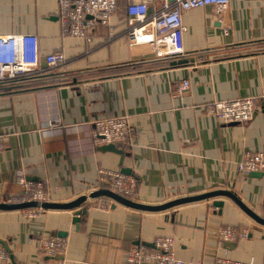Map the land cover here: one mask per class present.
<instances>
[{"label": "crops", "instance_id": "crops-1", "mask_svg": "<svg viewBox=\"0 0 264 264\" xmlns=\"http://www.w3.org/2000/svg\"><path fill=\"white\" fill-rule=\"evenodd\" d=\"M141 1L151 13L163 5V0ZM58 15L59 0H0V35L34 34L40 51L32 78L3 83L0 90V133L6 137L0 203L20 194L19 172L30 181L47 180L51 203L104 189L98 171L120 172V157L102 150L109 145L93 144L92 123L124 116L133 129L124 167L137 182L134 202L160 206L225 189L264 219V174L255 178L238 169L245 153H264V0H231L220 14L213 7L191 10L183 16L185 51L207 57L138 69L94 67L87 59L126 34L124 13L111 19V34L98 26L92 41L63 39ZM56 51L66 62L48 69L46 56ZM184 79L190 89L176 98L172 88ZM244 97L260 100L246 123L224 124L207 109L215 101ZM220 199L221 209L203 200L157 212L116 203L108 212L87 209L76 225L71 211L43 210L36 218L22 210L0 211V244L9 253V261L0 264H130L132 247L152 246L164 237L174 239L175 254L185 262L227 258L264 264V226L231 200ZM227 227L248 236L226 249L218 233ZM63 233L69 248L61 260L39 253L44 240Z\"/></svg>", "mask_w": 264, "mask_h": 264}, {"label": "built area", "instance_id": "built-area-1", "mask_svg": "<svg viewBox=\"0 0 264 264\" xmlns=\"http://www.w3.org/2000/svg\"><path fill=\"white\" fill-rule=\"evenodd\" d=\"M231 0H163L162 7L153 13L149 5L141 0H59L58 22L63 39L79 38L92 41L97 36L98 26L111 34V19L124 13L129 28L120 38L87 56L88 61L101 55V61L94 67L103 65H124L130 69L144 66L169 65L173 62L194 60L200 63L209 53H187L184 47L185 27L183 16L193 9L213 7L217 14L226 11ZM39 39L34 34L0 35V90L5 86L32 78L39 68ZM66 62L65 54L56 51L46 56L48 69ZM187 79L176 83L172 95L183 96L190 89ZM260 100L257 97L226 99L207 104L210 114L224 124H242L253 119L258 111ZM91 137L96 146L114 145L127 151L130 147L133 129L128 117H111L95 120L92 123ZM80 127H74V136L79 138ZM6 137L0 133V153L5 150ZM240 173L264 174V153H245L238 164ZM101 185L109 191L128 200L137 195V182L121 172L101 168L98 171ZM21 192L8 199V204L39 203V206L22 210L25 216L39 215L41 204L49 203L50 184L47 180H28L21 172L17 174ZM115 202L109 197L89 199L85 206L97 212H108ZM30 215V216H28ZM248 232L233 227L222 230L220 241L235 243L247 238ZM69 248V238L53 237L44 240L39 253L46 257L65 256ZM176 244L169 237L157 238L152 246H134L127 255L130 264H206L185 262L175 254ZM0 261H9V253L0 244ZM213 264H246L227 258L217 259Z\"/></svg>", "mask_w": 264, "mask_h": 264}, {"label": "water", "instance_id": "water-1", "mask_svg": "<svg viewBox=\"0 0 264 264\" xmlns=\"http://www.w3.org/2000/svg\"><path fill=\"white\" fill-rule=\"evenodd\" d=\"M189 62L192 61H179V62H173L171 65H186ZM104 151H110L113 153H116L120 157L119 165L121 166L120 172L124 175L130 176L132 175L130 169L124 167V159L126 157H131V154L128 151H122L115 148L113 145L105 146L102 148ZM251 177L255 178H261L263 177L262 173H252L250 174ZM33 181V180H31ZM38 182V181H34ZM104 189H101L99 191H96L94 193H91L90 195H84L82 197H79L75 201H72L70 203H43L41 204V208L43 210H65V211H71L72 214V223L76 225L81 221V217L84 216L87 213V208L85 206V203L89 199L99 198V197H109L111 198L115 204L113 205L112 209L116 207L117 204H121L125 207L141 210V211H149V212H157V211H163L170 208L178 207L183 204L193 203L197 201H203V200H213V207L221 209L224 207V202L220 198H226L231 200L239 209H241L244 213H246L251 219H253L256 223H258L261 226H264V219L259 217L256 213H254L251 209H249L243 201L232 191L221 189L212 191L209 193L201 194L194 197H187L183 199H178L175 201H171L170 203H166L164 205L160 206H146L139 203H136L132 200L125 199L108 189H106L107 185L103 184ZM37 207L36 203H25V204H8V203H0V211H17V210H25L28 208H34ZM66 235L63 233L62 237L65 238ZM223 245L226 249H233L236 246V243H230V242H223ZM57 260H61L62 256H56L54 257Z\"/></svg>", "mask_w": 264, "mask_h": 264}, {"label": "rangeland", "instance_id": "rangeland-1", "mask_svg": "<svg viewBox=\"0 0 264 264\" xmlns=\"http://www.w3.org/2000/svg\"><path fill=\"white\" fill-rule=\"evenodd\" d=\"M40 214H41V213H40ZM40 214H39V215H40ZM39 215H34V214H33V215H31V216H30V215H28V216H30L29 218H36V217H38ZM224 229H225V228H224ZM222 230H223V229H221V230L219 231V233H218V239H219V242H220V243H221V241H220V235H221ZM244 239H245V238H244ZM240 240H241V239H240ZM206 264H207V263H206ZM246 264H253V263H246Z\"/></svg>", "mask_w": 264, "mask_h": 264}, {"label": "bare ground", "instance_id": "bare-ground-1", "mask_svg": "<svg viewBox=\"0 0 264 264\" xmlns=\"http://www.w3.org/2000/svg\"><path fill=\"white\" fill-rule=\"evenodd\" d=\"M100 59H101V55L97 56L95 59H90L88 62L91 65V64H94L95 62L101 61Z\"/></svg>", "mask_w": 264, "mask_h": 264}]
</instances>
